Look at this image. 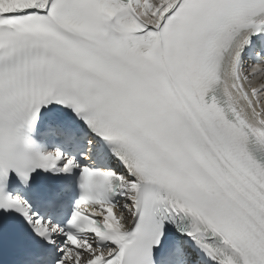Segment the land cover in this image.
Listing matches in <instances>:
<instances>
[{"label":"snow or ice","instance_id":"1","mask_svg":"<svg viewBox=\"0 0 264 264\" xmlns=\"http://www.w3.org/2000/svg\"><path fill=\"white\" fill-rule=\"evenodd\" d=\"M0 264H264V0H0Z\"/></svg>","mask_w":264,"mask_h":264}]
</instances>
